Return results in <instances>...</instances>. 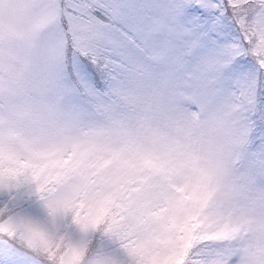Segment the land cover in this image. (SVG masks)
<instances>
[{"label": "snow or ice", "instance_id": "snow-or-ice-1", "mask_svg": "<svg viewBox=\"0 0 264 264\" xmlns=\"http://www.w3.org/2000/svg\"><path fill=\"white\" fill-rule=\"evenodd\" d=\"M0 264H264V0H0Z\"/></svg>", "mask_w": 264, "mask_h": 264}]
</instances>
